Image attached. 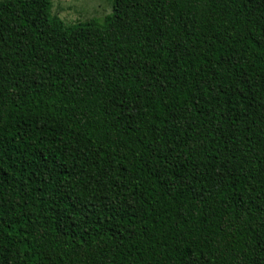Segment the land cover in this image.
<instances>
[{"label":"trees","instance_id":"obj_1","mask_svg":"<svg viewBox=\"0 0 264 264\" xmlns=\"http://www.w3.org/2000/svg\"><path fill=\"white\" fill-rule=\"evenodd\" d=\"M0 264H264V0H1Z\"/></svg>","mask_w":264,"mask_h":264},{"label":"rangeland","instance_id":"obj_2","mask_svg":"<svg viewBox=\"0 0 264 264\" xmlns=\"http://www.w3.org/2000/svg\"><path fill=\"white\" fill-rule=\"evenodd\" d=\"M1 1V0H0ZM51 12L67 26L100 21L112 13L114 0H49Z\"/></svg>","mask_w":264,"mask_h":264}]
</instances>
